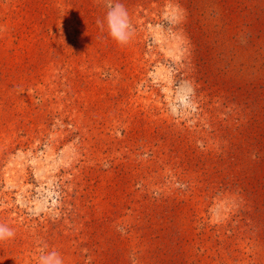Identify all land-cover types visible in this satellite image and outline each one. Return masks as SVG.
Masks as SVG:
<instances>
[{
	"label": "rangeland",
	"instance_id": "1",
	"mask_svg": "<svg viewBox=\"0 0 264 264\" xmlns=\"http://www.w3.org/2000/svg\"><path fill=\"white\" fill-rule=\"evenodd\" d=\"M0 0V264H264V0Z\"/></svg>",
	"mask_w": 264,
	"mask_h": 264
},
{
	"label": "clouds",
	"instance_id": "2",
	"mask_svg": "<svg viewBox=\"0 0 264 264\" xmlns=\"http://www.w3.org/2000/svg\"><path fill=\"white\" fill-rule=\"evenodd\" d=\"M105 7L107 9L102 20H97V25L103 31L105 26L108 35L121 46L127 45L133 35V26L131 24L128 11L120 0H105ZM15 232L0 224V242H5L12 239ZM38 264H63V259L60 254L55 251H42Z\"/></svg>",
	"mask_w": 264,
	"mask_h": 264
}]
</instances>
